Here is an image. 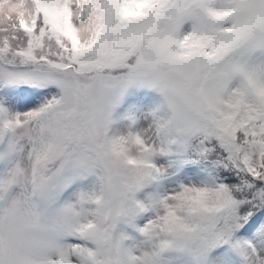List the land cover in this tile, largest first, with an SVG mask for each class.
<instances>
[{"label":"rangeland","instance_id":"rangeland-1","mask_svg":"<svg viewBox=\"0 0 264 264\" xmlns=\"http://www.w3.org/2000/svg\"><path fill=\"white\" fill-rule=\"evenodd\" d=\"M106 1L108 9L104 12L103 0H54L55 16L43 21V28L59 22L68 26L69 37L75 36L79 46L74 50L66 35L59 33L57 37L51 30H36L34 0H0V53L27 57V61L22 60L25 69L7 71L0 62V78L21 81L18 88L0 87V100L8 110V117L1 116L6 121L0 122V142L5 139V124L14 125L8 132L10 144L6 141L4 149L9 163L0 178V264H96L90 252L97 253V243L87 241L85 234L99 232L102 225L108 175L104 177L103 171L94 170L97 163L92 155L90 166L82 154L77 161L75 153L76 143L86 145L91 138L99 144L98 149L106 147L99 160L109 163V180L124 186L125 179L145 173L137 195V199L145 200L144 209L130 205L123 209L120 202L125 189L117 190V183L109 186L115 195L112 200L120 204L110 216L118 212L122 218L142 226L139 233L120 226L117 219L109 221V234L114 228L118 233H130L131 240L125 246L134 264H197L189 251L168 243L170 232L175 230L193 242L201 239L207 253H212L210 248L218 249L211 264H264V213L254 228L240 231L246 261L242 252L228 244L211 247L206 242L207 233L191 213L201 199L222 202L226 190L222 176L195 161L197 149H185L187 138L204 125L200 118L205 91L200 88L199 97L197 86L209 58L202 69L193 59L201 44L206 48L212 45L211 39L201 33L200 22L181 14L188 0L184 5L178 1L173 7L158 5L160 0H129L139 5L144 14L150 12V16L133 15L128 27L122 26L123 20L129 21L127 17L121 15L116 4L111 5L116 0ZM215 1L213 11L204 10V27L235 50L213 71L209 84L213 99L225 110L232 106L226 99L233 103L244 101L247 108L264 107V53L250 57L252 46L246 38L242 46H233L234 41L244 37L245 30L257 33L259 28L264 29V0L262 5L260 1L254 4L253 19H243L238 13L227 23L207 17L214 12L228 17L235 0H217L216 7ZM159 19L163 23L153 24ZM33 25L35 31L30 36ZM252 39L264 40V35L256 34ZM48 59L63 68L55 69L58 67ZM251 73L259 84L252 90ZM21 74L36 77L37 84L27 83L29 76L18 78ZM248 93L252 98L244 96ZM185 96L198 116L189 113ZM218 121L226 129V136H236L225 119ZM106 123L114 131L111 136H105ZM179 132L182 133L178 135ZM76 136L82 141H76ZM110 143L115 162L108 156ZM62 144H71L72 149L61 159L73 161L66 179L55 189L43 178L42 164L49 151H60ZM120 148H125L126 153H120ZM259 149L260 145L249 148L255 154L257 168ZM153 174L157 176L155 181ZM36 189L50 192L48 202L52 207L43 225L38 223L45 214L38 209ZM63 191V203H58V193ZM40 206L44 209L42 201Z\"/></svg>","mask_w":264,"mask_h":264},{"label":"trees","instance_id":"trees-1","mask_svg":"<svg viewBox=\"0 0 264 264\" xmlns=\"http://www.w3.org/2000/svg\"><path fill=\"white\" fill-rule=\"evenodd\" d=\"M178 1H182L183 5L186 3L185 0H160L158 5L168 4L169 7H173ZM213 1L215 0H188L187 5L184 6L181 11V14L187 18H196L201 24V33L212 41V45L207 48L201 44L198 48V56L193 59V62L199 65L204 58H209L204 74H202L201 78L198 80L197 86V95L199 97H202V93L199 89L202 88L205 91V108L203 115L200 118L204 125L203 128H200L188 137L185 149L189 152H193V149H197L199 155L195 161L212 167V173L219 174L225 179V200H222V202L220 201L219 203L217 201L205 202L201 199L202 201L199 200L198 202L200 211L198 223L201 225L203 231L207 233L205 234L206 242L211 245V247H216L218 244H228L238 253L242 252L243 259L246 261L244 248L240 242V239L243 238L242 232L240 231H243L246 228H254L256 226L255 223H257L258 219L264 213V107L262 105H252L250 108H247L244 101L233 103L226 99L225 101H227V104L230 103L232 106L230 108L231 110H225L213 99L212 93L209 89V84L212 81V78L210 79V74L220 63H224L230 58L232 52L235 50V48L231 49L226 42L220 41L219 37L214 35L212 30H207L204 27L205 21L201 18L204 17V10L207 12L213 11ZM258 1H260L262 5L261 0H235L231 6L232 9L228 12V17H226V14L217 15V13L214 12L207 18L210 21H218L219 23L223 21L224 23H227L230 17L237 16L239 13L243 19H253V6ZM109 2L111 3V0H109ZM216 2L217 0L215 1V7ZM34 3L38 15L36 30L40 33L44 29L45 31L51 30V34L57 37H60L59 33L66 35L73 49H78L79 46L74 44L75 36L72 35V37H69L71 32L68 26L59 22L57 25H50L43 28V21H50L51 17L55 16L56 9L54 8V0H34ZM114 4L119 8V12L123 16L126 14V10H135L137 7L134 2L130 3L128 0H116L115 3H111L113 7ZM102 9L104 12L105 9H108L106 0H103ZM114 22L118 27L116 20H114ZM129 24L130 20H123L122 26L128 27ZM153 24H159V22H153ZM34 31L35 29L33 25L29 31L30 36ZM243 34L249 45L252 46L250 48H252L256 54L264 52V40L257 41V38L252 39V36L256 34H259L260 36L264 35V29L259 28L257 33L247 29ZM213 38L215 42H213ZM243 41L244 39L234 41L233 46L240 47L242 46ZM29 44L31 43H27V45ZM0 56V62L3 63L7 71L27 68L22 65V60L27 61V57L23 54L20 58L7 53H0ZM48 61L55 67H58H54L55 69L60 70L63 68L60 63L53 62L51 59H48ZM72 62H74V60L69 63ZM13 74L16 73L13 72ZM24 76H29V78H27V83L30 81L33 84H37L38 80L31 75L21 74L18 78ZM20 85L21 81L18 79L10 81L4 77L0 78V87L2 88H8L10 86L18 88ZM249 87L251 90L253 87H259L257 78L254 74L252 75ZM244 96L252 98V94L250 93ZM185 100V104L189 107L191 113L198 116V113L195 112L194 108L190 107V100L187 98H185ZM59 102V104H61L63 99H60ZM261 102L264 104V99ZM4 105L5 104L0 100V122L6 121L3 120L1 116L8 117V110ZM93 106V109L97 111L96 104ZM235 109L236 111H234ZM89 112H92V110L90 109ZM218 119H225L226 123L230 127H233L236 136L230 133L226 136V129ZM103 126H106L107 128V132H104L105 136H111L114 132L111 124L106 123ZM10 128L11 125L6 123L4 131L8 132ZM62 129L64 130L63 125ZM219 131H222V133L220 134ZM222 134L225 135L222 137ZM110 138L111 137H109V139ZM75 140L82 141L81 137L77 139L75 138ZM237 144L238 147L235 148L234 146H237ZM110 145L111 146L108 148V156L115 162V154L110 155L114 153L112 144L110 143ZM221 145H225L226 148H220ZM254 145H260V149L257 152V155L260 157L259 168H257V165H254V154L249 150V148ZM62 146L63 148L58 152L55 150H51V152L49 151V155L42 164L43 178L48 180L51 187L55 189L58 188L61 181L66 179V176L69 173V166L73 161L72 159H61L67 157L72 149L71 144H62ZM98 148L99 144L95 142L93 138H91L86 145L80 143L75 144L76 158L82 154L88 164H91L90 156L92 155L99 168L98 171H103L106 174L104 177L108 175L106 178L108 186L106 184L105 187L107 193L104 195V199L106 198L108 200L106 201V209L103 213L102 225H100L99 232L97 233L91 234L86 232L85 238L86 240H94L97 243L96 252L98 255L96 256V259L92 257L96 264H110L111 261H113L114 264H132L129 248L125 246L131 239L130 233L127 231H124V233H118L117 228H114L110 230L109 234V221L111 219L115 222V219H117L120 226L124 225L127 229L129 228L139 233L141 231V225L122 218L118 212L115 217L110 216L112 211L117 209V206L120 205L112 200L115 195L112 194V190L109 187L111 184H116L117 182L109 180V163L99 160L100 156L103 158V153L106 151V147L102 149ZM114 150L116 151V149ZM120 153L125 154L126 149L120 148ZM219 153L224 154V157L220 156ZM79 159L80 158H78L77 161ZM1 164L2 160L0 159V165ZM105 164H107V167ZM143 178H145V173L142 174L141 177L138 176V178H130L129 180L125 179L122 183L124 186L118 183L114 186L117 190L124 188L126 191L123 202H120L123 209L129 205L133 207L136 206L138 209H144L143 205L145 204V200L142 197L137 199L141 185L140 180ZM152 178L155 181L157 176L153 174ZM125 185H127L126 188ZM65 191L58 193V203H63L61 198ZM35 193L39 203L38 209L39 211L43 210L45 214L44 217L38 219V223L43 225L42 222L49 220L47 210L52 207L48 202L50 200V192L45 189H40L39 191L36 189ZM41 201L42 207L45 210L40 206ZM201 212L208 217L204 216ZM48 224H51V222ZM61 228H64V226H61ZM170 233L173 238L172 242L178 240V237L183 239L181 249L183 248L189 251L190 254L193 255L197 264H211V257L216 251H218V249L210 248V251L213 250L212 253H207L202 249L201 239L193 242L192 240L185 238L181 233H174L173 231ZM103 253L108 256L109 261L106 260Z\"/></svg>","mask_w":264,"mask_h":264}]
</instances>
